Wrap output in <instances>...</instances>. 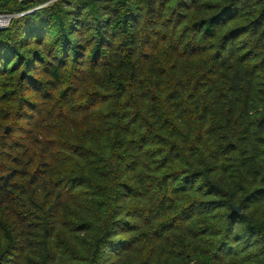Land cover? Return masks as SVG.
<instances>
[{"label":"trees","instance_id":"16d2710c","mask_svg":"<svg viewBox=\"0 0 264 264\" xmlns=\"http://www.w3.org/2000/svg\"><path fill=\"white\" fill-rule=\"evenodd\" d=\"M0 12V264H264V0Z\"/></svg>","mask_w":264,"mask_h":264},{"label":"built area","instance_id":"2783aa9c","mask_svg":"<svg viewBox=\"0 0 264 264\" xmlns=\"http://www.w3.org/2000/svg\"><path fill=\"white\" fill-rule=\"evenodd\" d=\"M19 2H24L26 0H17ZM31 11V10H30ZM33 11V10H32ZM28 12H0V30L7 29L12 23L13 19L25 15Z\"/></svg>","mask_w":264,"mask_h":264},{"label":"water","instance_id":"95a60500","mask_svg":"<svg viewBox=\"0 0 264 264\" xmlns=\"http://www.w3.org/2000/svg\"><path fill=\"white\" fill-rule=\"evenodd\" d=\"M10 130H11V127H10V126H7L6 132L8 133ZM235 210H236L238 213H240V211H241L240 206H235Z\"/></svg>","mask_w":264,"mask_h":264}]
</instances>
